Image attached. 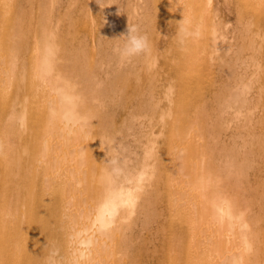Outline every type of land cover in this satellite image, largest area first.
I'll return each instance as SVG.
<instances>
[{
    "label": "bare ground",
    "instance_id": "1",
    "mask_svg": "<svg viewBox=\"0 0 264 264\" xmlns=\"http://www.w3.org/2000/svg\"><path fill=\"white\" fill-rule=\"evenodd\" d=\"M223 1L0 0V264H264V0Z\"/></svg>",
    "mask_w": 264,
    "mask_h": 264
},
{
    "label": "clouds",
    "instance_id": "2",
    "mask_svg": "<svg viewBox=\"0 0 264 264\" xmlns=\"http://www.w3.org/2000/svg\"><path fill=\"white\" fill-rule=\"evenodd\" d=\"M187 24V21L181 20L179 29L181 36L185 33ZM120 38L122 39V43L116 47L115 53L119 57L121 64L130 62L135 57L150 53L151 45L149 37L147 34L141 32L137 25H128L126 33L122 34ZM84 122V118L78 116L68 121V123L73 126L77 123L82 124ZM108 163L114 166L117 161L113 159L108 161ZM85 246L91 248L92 241H86Z\"/></svg>",
    "mask_w": 264,
    "mask_h": 264
},
{
    "label": "rangeland",
    "instance_id": "3",
    "mask_svg": "<svg viewBox=\"0 0 264 264\" xmlns=\"http://www.w3.org/2000/svg\"><path fill=\"white\" fill-rule=\"evenodd\" d=\"M213 3L216 5V12L219 13V14H221L225 18L226 22L231 23V21L233 20V18H232L233 17V13H231V10L227 9V7L224 5V1L223 0H213ZM96 4H97V2H94V5H96ZM98 11H99V9L98 8H95L94 15H96V21H97L96 23H97V25L99 23H102V22L103 23L104 22L105 23L106 22H109L112 18H114V17L111 18L108 14L106 15V14H103L102 12H100V11L98 12ZM111 12L116 13L115 10L114 11L111 10ZM104 15H106V16L104 17ZM107 25H109V24H107ZM140 25H143L144 26V24H141V23H140ZM112 26H113V23H112ZM85 27H86V30L83 31L81 29L80 32H83L84 35H86V37H89V35L87 34L88 33V28H89V23H85ZM108 29L111 31L112 27L111 28H108ZM141 29L143 30L144 27L141 26ZM96 33H98V35H102L103 34L102 31L100 33L99 32H96ZM109 34L110 33H105L104 35L105 36H110L111 34L110 35ZM159 38L160 37H158L157 39H159ZM159 40H162V38H160ZM159 43L163 44V41H161ZM107 54H110V52H108Z\"/></svg>",
    "mask_w": 264,
    "mask_h": 264
}]
</instances>
